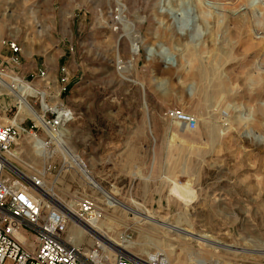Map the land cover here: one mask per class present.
Segmentation results:
<instances>
[{"label": "rangeland", "instance_id": "1", "mask_svg": "<svg viewBox=\"0 0 264 264\" xmlns=\"http://www.w3.org/2000/svg\"><path fill=\"white\" fill-rule=\"evenodd\" d=\"M7 43L19 48L12 68ZM0 70L42 117L73 113L41 159L44 131L0 92V125L20 132L13 165L63 204L90 197L112 243L143 260L264 264V0H0Z\"/></svg>", "mask_w": 264, "mask_h": 264}, {"label": "built area", "instance_id": "2", "mask_svg": "<svg viewBox=\"0 0 264 264\" xmlns=\"http://www.w3.org/2000/svg\"><path fill=\"white\" fill-rule=\"evenodd\" d=\"M7 46L11 57L4 63L12 68L19 63V48L14 43ZM5 79L13 82L12 76L0 70V87ZM166 116L189 130L196 126L195 120L182 111H169ZM72 120L73 113L61 105L46 109L39 125L46 135L45 143L51 142V132L59 137ZM23 132L33 134L31 130ZM19 136V128L0 125V264H153L98 245L87 250L67 239L70 224L80 227L98 218L97 207L90 197L79 198L71 219L43 196L41 174L29 178L13 172L10 167L15 166L8 158Z\"/></svg>", "mask_w": 264, "mask_h": 264}, {"label": "bare ground", "instance_id": "3", "mask_svg": "<svg viewBox=\"0 0 264 264\" xmlns=\"http://www.w3.org/2000/svg\"><path fill=\"white\" fill-rule=\"evenodd\" d=\"M10 85L11 86H9L8 83L4 82L3 86H2V90L0 92L6 91L8 94H10L14 98H16V100L18 101V104L21 105V107H22L21 109L25 113V115L30 116L37 125H41V122H42L41 121V119H42L41 112H38L36 109H34V107H32L30 105L29 100L27 99L28 96H25V94H22L24 89H26V92L29 89H27L26 86H23V85H21V86L20 85L17 86V85H13V84H10ZM30 94H33V93L31 92ZM30 94H28V95H30ZM184 129H186V127ZM55 135H57V133H52V132L50 133L51 141L53 139V141H55V143H57V138H56ZM33 138H34L33 145L35 147V148L34 147L33 148L35 149V153L39 157H41V159L47 158L48 155H49L48 154L49 152L47 150H45V146L48 147L49 143L46 144L43 139L41 140V139L37 138V135H35V134H33ZM39 157H37V158H39ZM8 159H9L10 162H13V161H11L12 160V156L10 158H8ZM10 169L13 172L17 173V174H20V175L22 174L15 167H10ZM83 173H84L85 180L88 183H90L91 185H93V187L102 196H104L106 198L108 196V198H107V204L108 205H115V206H118V207L121 206V204L118 201L115 200L113 195L109 196V193L107 191H105L89 174H87L84 171H83ZM22 175H24V174H22ZM41 192H42L43 196L45 198H47L51 203H53L57 208H59L62 212H64L71 219H74V216H73L74 214L73 213L75 211V209H74V203L75 202L73 204H63V203H61L58 199H56L54 197V195L51 193V190L49 188L43 187ZM138 215L143 217L142 214H138ZM146 218L147 217H143L142 220H145ZM165 229L169 233L175 232V233H178L180 235H186V233H187V232H185L183 230H177L176 228L171 227V226H167ZM66 236H67V239H72V242L76 246H81L80 244L82 243V241L86 240V241L91 242L90 246L98 245V246L106 247L110 252L123 253L125 255H128V256L134 258L137 261H140V262L146 260V261L152 262L153 264H174V263H171L166 257H164L163 259H160V257L162 255H157V254L148 255L147 259L143 260L142 258H138L137 256H133V255L129 254L128 250L132 248L133 244L131 242L128 243L129 241H125V242H127V244H124V243L120 244L119 242L118 243H112V241H111V239H109V236L106 233V231L102 230L101 225H100V221L96 217L91 219V220H89L86 224L85 223L81 224L80 227L75 225V224H73V223L70 224L68 226V228H67ZM256 238H252V240L249 239L248 241H246L245 245L250 246L252 248L260 247L261 245H259V240H258L259 238L258 239H256ZM196 239H197L196 241L199 242L200 246H204L205 248L214 246L215 247L214 250L218 249V251H221L222 253H234L236 255H241V256H244V255L252 256L254 253L255 254L257 253V252H252V251H246V250H244L241 247L233 249L230 246L226 247L225 245H220V244H217V243L215 244V243L211 242L210 240H207V239H205L203 237L202 238L198 237ZM262 255H264V253H262ZM227 256H228V254H227ZM177 262H181L180 264H187L186 260L183 261V260L178 259ZM191 263H194V261L191 262ZM175 264H178V263H175ZM198 264H200V263H198Z\"/></svg>", "mask_w": 264, "mask_h": 264}, {"label": "crops", "instance_id": "4", "mask_svg": "<svg viewBox=\"0 0 264 264\" xmlns=\"http://www.w3.org/2000/svg\"><path fill=\"white\" fill-rule=\"evenodd\" d=\"M21 237H19V239H20ZM21 240V239H20Z\"/></svg>", "mask_w": 264, "mask_h": 264}]
</instances>
